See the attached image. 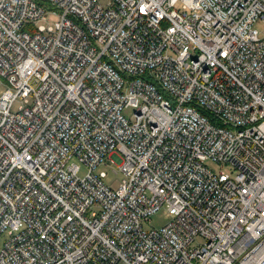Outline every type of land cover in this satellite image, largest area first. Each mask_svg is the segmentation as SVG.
I'll return each mask as SVG.
<instances>
[{
	"label": "built area",
	"instance_id": "2783aa9c",
	"mask_svg": "<svg viewBox=\"0 0 264 264\" xmlns=\"http://www.w3.org/2000/svg\"><path fill=\"white\" fill-rule=\"evenodd\" d=\"M260 21L264 0H0V264H264Z\"/></svg>",
	"mask_w": 264,
	"mask_h": 264
},
{
	"label": "rangeland",
	"instance_id": "374dc122",
	"mask_svg": "<svg viewBox=\"0 0 264 264\" xmlns=\"http://www.w3.org/2000/svg\"><path fill=\"white\" fill-rule=\"evenodd\" d=\"M56 15L50 14L49 15V20L47 22L42 21L38 22L37 25L40 24H53L57 20ZM255 28H257L260 31L261 37H264V24L260 21L256 24ZM8 89L6 84L0 85V94H3L6 90ZM23 105V102L21 99H18L14 102L12 108L13 111H19L20 107ZM124 115L127 116L128 118H131L133 116V113L131 110L126 109L123 111ZM207 166L212 169L214 172L219 173L221 171H225L229 173L232 177L236 175V171H234L231 167L229 166H221L213 161H208ZM88 171V168L86 165L81 164V172L80 176L84 177ZM105 171L107 173V177L105 178V182L109 185H112L114 187H118V185L121 183V181L124 179L123 173L118 171V167L115 163H111L110 160H107V164H104L101 166L98 170L97 173ZM172 218V215L165 209L162 208L159 212L154 214L149 221L144 223V228L146 230H151L154 228H162L165 226ZM201 239L199 240V242Z\"/></svg>",
	"mask_w": 264,
	"mask_h": 264
},
{
	"label": "trees",
	"instance_id": "16d2710c",
	"mask_svg": "<svg viewBox=\"0 0 264 264\" xmlns=\"http://www.w3.org/2000/svg\"><path fill=\"white\" fill-rule=\"evenodd\" d=\"M204 115H207V113H206V114L204 113ZM207 116H208V117H209V119H210V116H209V115H207Z\"/></svg>",
	"mask_w": 264,
	"mask_h": 264
}]
</instances>
